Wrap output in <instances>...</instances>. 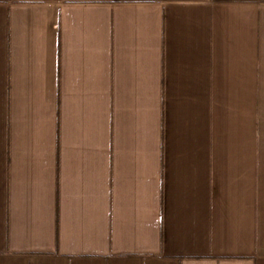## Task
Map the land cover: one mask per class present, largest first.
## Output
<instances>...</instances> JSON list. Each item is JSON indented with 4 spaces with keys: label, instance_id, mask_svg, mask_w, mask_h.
<instances>
[{
    "label": "crops",
    "instance_id": "1",
    "mask_svg": "<svg viewBox=\"0 0 264 264\" xmlns=\"http://www.w3.org/2000/svg\"><path fill=\"white\" fill-rule=\"evenodd\" d=\"M0 264H264V0H0Z\"/></svg>",
    "mask_w": 264,
    "mask_h": 264
}]
</instances>
